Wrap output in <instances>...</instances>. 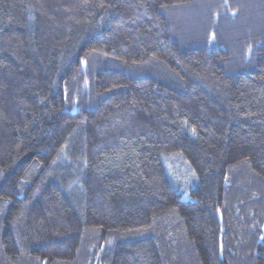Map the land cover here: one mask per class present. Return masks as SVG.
<instances>
[{"label":"trees","instance_id":"1","mask_svg":"<svg viewBox=\"0 0 264 264\" xmlns=\"http://www.w3.org/2000/svg\"><path fill=\"white\" fill-rule=\"evenodd\" d=\"M0 264H264V0H0Z\"/></svg>","mask_w":264,"mask_h":264}]
</instances>
